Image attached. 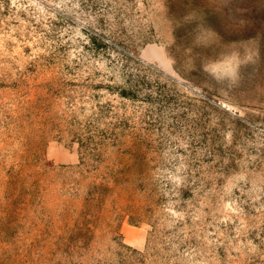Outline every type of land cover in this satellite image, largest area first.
<instances>
[{
  "label": "rangeland",
  "instance_id": "obj_1",
  "mask_svg": "<svg viewBox=\"0 0 264 264\" xmlns=\"http://www.w3.org/2000/svg\"><path fill=\"white\" fill-rule=\"evenodd\" d=\"M0 264H264V0H0Z\"/></svg>",
  "mask_w": 264,
  "mask_h": 264
}]
</instances>
